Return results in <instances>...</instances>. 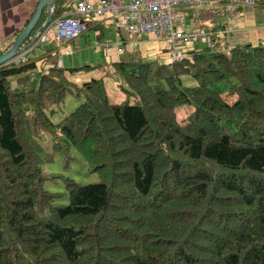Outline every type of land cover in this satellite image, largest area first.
Wrapping results in <instances>:
<instances>
[{
	"label": "trees",
	"instance_id": "16d2710c",
	"mask_svg": "<svg viewBox=\"0 0 264 264\" xmlns=\"http://www.w3.org/2000/svg\"><path fill=\"white\" fill-rule=\"evenodd\" d=\"M215 31L183 60L112 62L121 102L104 77L65 75L97 65L0 66V264H264V42ZM68 96L80 104L54 121ZM50 146L101 176L67 179L65 207L44 186Z\"/></svg>",
	"mask_w": 264,
	"mask_h": 264
},
{
	"label": "built area",
	"instance_id": "2783aa9c",
	"mask_svg": "<svg viewBox=\"0 0 264 264\" xmlns=\"http://www.w3.org/2000/svg\"><path fill=\"white\" fill-rule=\"evenodd\" d=\"M264 0H78L64 14L52 18L43 30L36 34V39L5 65H19L30 59L32 51L45 43L56 47L57 65L63 66V58L73 52L71 44L83 36L87 30V19L107 18L116 30L125 29L132 35H151L165 37L170 41L169 57L166 62L183 60L188 54L174 50L175 45L192 44L210 47L212 32L190 28L184 25L185 9H204L221 6L227 15H234L240 6H255ZM120 43L122 41L120 40ZM118 54L124 53L119 47ZM114 46V42L98 43V49L104 52Z\"/></svg>",
	"mask_w": 264,
	"mask_h": 264
},
{
	"label": "crops",
	"instance_id": "0c3cea01",
	"mask_svg": "<svg viewBox=\"0 0 264 264\" xmlns=\"http://www.w3.org/2000/svg\"><path fill=\"white\" fill-rule=\"evenodd\" d=\"M40 0H0V51H7L12 45L14 39L19 35L22 29L28 24L32 19L37 4ZM93 3H97V0H91ZM48 8H45L44 11L47 12ZM43 11V12H44ZM185 19L184 25L199 29L202 31H211L212 28H216V33L221 35L223 42L229 45L235 44H245L249 43L252 45H258L261 42H264V5L259 4L255 6H240L238 11L234 15H227L221 6H212L204 9H185ZM44 15V13H43ZM43 18V16H42ZM46 19L39 21V26L44 24ZM87 26L89 30H93L96 33V37L99 38L103 36L105 30L111 29L114 31L116 40L114 46H112L109 51L104 52L103 58L104 63L110 66L114 61L120 60L123 58L125 52H129L130 49H125L123 54H118L117 42L120 43V40L124 43V38L127 34L124 33L122 29L120 32L115 29L111 20L107 18H90L87 19ZM35 29V30H36ZM143 36H149L143 34ZM151 43V46L148 48L149 54L154 56L158 54L161 50H169L172 47V44L165 37H147ZM127 42L132 43L130 48L139 46L140 41H135L126 38ZM77 41L71 44L73 52L66 56H71L77 52L79 46L76 44ZM118 45L122 47V44ZM200 45L192 44H180L175 45L174 50L183 51L184 53H190L191 50ZM44 52H41V56H34L36 58H31L30 62H35L36 69L35 71H42L44 73L49 72L52 68L58 67L57 58H56V47L52 44L40 46ZM95 48V47H94ZM97 49V48H95ZM186 50V51H185ZM188 53V54H189ZM64 57V58H65ZM63 58V68H65V60ZM90 65V64H89ZM82 66V64H74L68 68ZM95 66V65H94ZM101 66H98L94 69L97 71L101 70ZM111 67V66H110ZM93 74V69L90 70H80L75 72L65 71L67 78L74 83L81 84L85 81H89L92 78H98ZM99 74V72H97ZM80 75H88L87 78H78ZM102 75V74H101ZM82 77V76H81ZM104 77V76H103ZM81 79L82 81H78ZM84 81V82H83ZM117 91H119V98L122 101L125 98V94L118 86ZM119 101V102H121Z\"/></svg>",
	"mask_w": 264,
	"mask_h": 264
},
{
	"label": "rangeland",
	"instance_id": "374dc122",
	"mask_svg": "<svg viewBox=\"0 0 264 264\" xmlns=\"http://www.w3.org/2000/svg\"><path fill=\"white\" fill-rule=\"evenodd\" d=\"M123 30V29H122ZM124 33L127 34L126 38L135 41H140L139 46L131 47L132 43L126 42L122 44L123 48L130 49V52L136 51V47L138 48V53L142 54L147 59L157 60L158 62H166L169 57V50H161L158 54L151 56L149 54L148 48L151 46V42L147 40V37L143 35H132L127 32V30H123ZM154 37V36H151ZM116 37L114 31L111 29H106L103 36L97 38L96 33L93 30H87L85 35L76 39V44L79 46L78 51L71 56H64L65 60V68L71 67V65H86L90 64L92 66L98 65L101 66L99 74H97L96 70L93 69V74L95 77L104 76L105 86L107 90L108 97L112 102L121 101L119 98V90L118 86L121 84L120 80L113 74L110 66L104 63L103 53L96 46L98 43L112 41L115 42ZM43 45H50L52 47V43H45ZM97 49H95V48ZM128 49V50H129ZM186 51V50H185ZM44 52L40 47L36 48L31 53V58H36L34 56H38ZM166 52V53H165ZM128 52L123 54V58L127 55ZM189 53V52H188ZM41 56V55H40ZM78 67V66H77ZM102 74V75H101ZM82 76V77H81ZM88 75H80L78 78H87ZM93 79V78H92ZM78 81H82L79 79ZM84 82V81H83ZM86 82V81H85ZM230 101L231 99L228 98ZM80 104V100H78L74 96H68L65 100V103L62 105L61 109L57 112L56 115L53 116V120L58 122L66 115L70 114L78 105ZM191 106L184 105L178 109V120L182 121L186 114L190 111ZM51 145V143H50ZM50 152H53V160L46 162L44 164V171L47 176L54 174L58 175L54 178H49L44 182L45 188L52 193H59L60 198L58 199V203L67 204L69 202L68 190H67V179L73 180L79 184H90L97 183L101 180V176L99 172L92 170L87 160L80 154L75 148H70L67 153H64L62 149L49 147ZM66 179V180H65Z\"/></svg>",
	"mask_w": 264,
	"mask_h": 264
},
{
	"label": "water",
	"instance_id": "95a60500",
	"mask_svg": "<svg viewBox=\"0 0 264 264\" xmlns=\"http://www.w3.org/2000/svg\"><path fill=\"white\" fill-rule=\"evenodd\" d=\"M56 3L57 0H40L38 2L32 19L14 39L10 48L0 55V66L5 65L12 57L33 43V41L36 39V34L43 30V28L52 20L53 9ZM45 8H48L46 20L42 26H39V28L36 29L39 25V21L42 19Z\"/></svg>",
	"mask_w": 264,
	"mask_h": 264
},
{
	"label": "bare ground",
	"instance_id": "6f19581e",
	"mask_svg": "<svg viewBox=\"0 0 264 264\" xmlns=\"http://www.w3.org/2000/svg\"><path fill=\"white\" fill-rule=\"evenodd\" d=\"M166 53V52H165ZM66 180V179H65ZM60 206V205H59ZM61 207H63V206H61ZM64 207H65V205H64Z\"/></svg>",
	"mask_w": 264,
	"mask_h": 264
}]
</instances>
